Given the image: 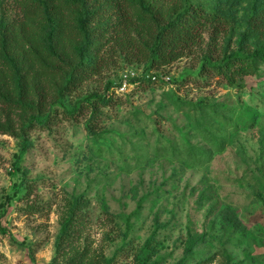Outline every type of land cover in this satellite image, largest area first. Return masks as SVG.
<instances>
[{"label": "rangeland", "instance_id": "1", "mask_svg": "<svg viewBox=\"0 0 264 264\" xmlns=\"http://www.w3.org/2000/svg\"><path fill=\"white\" fill-rule=\"evenodd\" d=\"M141 1L132 34L145 53L185 6L216 19L155 69L110 36L84 44L79 7L0 0V264H264V62L251 56L264 0ZM102 6L89 29L110 21ZM231 57L252 72L233 85L219 68Z\"/></svg>", "mask_w": 264, "mask_h": 264}, {"label": "trees", "instance_id": "2", "mask_svg": "<svg viewBox=\"0 0 264 264\" xmlns=\"http://www.w3.org/2000/svg\"><path fill=\"white\" fill-rule=\"evenodd\" d=\"M51 0H44L45 8L47 9V3ZM102 1L103 14L105 18H110V21L102 25L100 29L93 28L89 29V24L94 21L96 16V11L91 10L96 2ZM139 7L141 10H146L145 5L141 0H138ZM67 7H79L81 10L80 18L78 20V29L84 37V44H88L91 39L104 38L110 36L117 45L123 48L128 57H133L134 55L140 56L139 58H144L148 56L151 66L155 69H159L163 66L169 65L172 62L183 57L187 52H189L193 47H195L201 39V31L208 24H212L216 19V16L211 13H205L204 8L201 5H194L191 7L185 6L181 11L177 12L172 18L165 20L163 23H156V29L154 32V38L152 40L151 48L149 53H145L141 46L137 43L136 39L133 37V27H134V16L132 13V3L131 0H63ZM24 7V12L27 17L34 15L38 8V5ZM53 14L59 16L60 9L55 7H50ZM151 19L156 21V15H150ZM256 23L263 24L261 17L257 16ZM24 36H27L30 32V26L20 20L16 23ZM62 41V36L59 37ZM7 40L9 41L8 47L10 51L17 49L16 36L12 31L7 35ZM83 50V45L81 47ZM252 57H257L264 62V50H255L251 54ZM228 59L219 68L223 72V75L227 78L229 84L233 85L232 73H242L247 75L252 73L249 70V65L247 62H240L236 65L234 59ZM155 80L151 77L148 79L142 78L140 83L147 81L148 83H154L157 81V76ZM27 75L23 73L20 77V92L19 100L13 102L12 105L23 106L24 99L27 97ZM75 81L74 73H71L69 77L68 84ZM93 101L96 103L106 104L108 101L105 97L94 96ZM47 95L44 90L39 93L38 106L39 109L46 103ZM92 101V102H93ZM8 104V100L3 99L2 101ZM11 105V106H12ZM10 106V107H11ZM22 151L25 150L26 144L21 147Z\"/></svg>", "mask_w": 264, "mask_h": 264}, {"label": "built area", "instance_id": "3", "mask_svg": "<svg viewBox=\"0 0 264 264\" xmlns=\"http://www.w3.org/2000/svg\"><path fill=\"white\" fill-rule=\"evenodd\" d=\"M153 80H155L156 79V77L155 76H153V77H151ZM126 85V83H124V85L123 86H125Z\"/></svg>", "mask_w": 264, "mask_h": 264}]
</instances>
